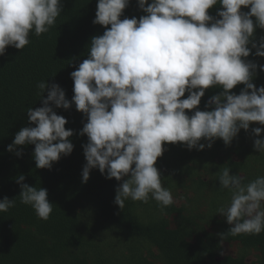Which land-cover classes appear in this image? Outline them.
Here are the masks:
<instances>
[{"label": "clouds", "instance_id": "9594fccd", "mask_svg": "<svg viewBox=\"0 0 264 264\" xmlns=\"http://www.w3.org/2000/svg\"><path fill=\"white\" fill-rule=\"evenodd\" d=\"M129 2L98 0L93 23L106 30L91 39L88 58L70 74L72 100L60 85L39 82L40 97L45 90L47 97L42 107L27 109L35 126L21 128L7 150L19 157L17 146L34 145L36 167L51 169L74 148L69 140L73 130H66L68 121L53 106L67 110L74 103L87 116L80 132L88 137L82 146V183L98 168L107 179L122 181L114 199L121 210L129 198L147 203L150 197L163 209L177 203L155 167L165 143L203 150L201 139L209 148L217 138L229 145L250 123L264 125V86L252 82L258 65L245 59L252 49L264 57V37L259 43L254 39L256 28L264 29V0H137L146 15L121 19ZM217 3L222 5L219 19L208 13ZM62 7L61 0H0V56L9 46L24 49L32 32H49ZM242 7L250 11L242 12ZM259 68L264 71V65ZM238 84L245 87L237 95L230 90ZM213 86L223 89L210 98L214 109L189 116L186 110L197 109L205 90ZM186 91L187 98L181 99ZM262 131L252 129L257 137ZM254 149L264 154V139H255ZM245 179L230 175L228 167L218 176L220 188L231 193L230 203L218 213L233 236L264 231V176L248 183ZM24 180L22 174L16 178L20 203L47 220L53 212L47 190ZM15 206V198L0 200V212Z\"/></svg>", "mask_w": 264, "mask_h": 264}, {"label": "trees", "instance_id": "16d2710c", "mask_svg": "<svg viewBox=\"0 0 264 264\" xmlns=\"http://www.w3.org/2000/svg\"><path fill=\"white\" fill-rule=\"evenodd\" d=\"M61 2V15L49 32L40 36L32 32L30 43L24 49L9 46L5 55L0 56V200L5 196L16 199L15 207L0 212V264H142L145 258L136 239L145 236L146 231L129 228L136 216L139 217L129 207V202L134 201L126 200L122 210L114 203L116 189L122 181L107 179L106 172L102 174L94 168L88 181L82 183V169L86 164L82 146L88 143V137L80 132L87 116L77 111L74 103L67 110L53 106L56 114L68 121L66 130H73L69 140L74 148L71 154L61 155L53 162L51 169L36 167L34 145L17 146V150H22L19 157L7 150L21 128L35 126L28 121L27 109L42 107V99L47 97V90L40 97L37 84L41 81L58 84L71 101L74 81L70 74L88 58L91 39L106 30L105 26L93 23L98 0ZM219 10L222 5L217 3L208 13L219 19ZM241 11L248 12L250 8L242 7ZM143 15L146 13L139 9L137 0H130L121 19H139ZM261 37L264 29L256 28L255 41L259 43ZM255 51L252 49L245 59L258 65L252 82L259 88L264 86V71L259 68L264 65V57L256 56ZM244 87L238 84L230 91L238 95ZM222 91L220 86L206 89L197 109L186 113L191 116L195 110H213L207 100ZM187 96L186 91L181 99ZM256 127L264 129V125L252 122L247 131H239L240 147L235 150L240 154L246 152L248 158L257 155L252 150L255 139H264V131L259 137L253 134L252 129ZM245 140H251L250 148L248 144L243 145ZM243 146L248 150L241 149ZM21 174L25 176L23 183L47 190L48 200L53 204L47 220L39 218L31 206L20 203L21 188L16 178ZM161 229L157 236L162 243ZM166 260L169 264H200L199 259L189 256L170 255ZM231 264L243 262L237 260Z\"/></svg>", "mask_w": 264, "mask_h": 264}, {"label": "flooded vegetation", "instance_id": "af4514ba", "mask_svg": "<svg viewBox=\"0 0 264 264\" xmlns=\"http://www.w3.org/2000/svg\"><path fill=\"white\" fill-rule=\"evenodd\" d=\"M240 141L238 133L229 145L217 138L209 148L208 141L201 139L203 150H189L179 142L163 145L165 150L155 167L161 173L162 186L172 192L177 203L162 209L151 197L147 203L129 202L130 210L139 214L129 228L146 231L145 236L136 239L145 258L142 264H169L166 256L170 255L193 257L200 264H231L237 260L264 264V231L233 236L226 218L218 213L231 201V193L221 189L218 180L223 168H230V175L245 176L244 183L264 176V154L258 157L256 151V156L248 158L246 152L238 153L235 149ZM245 141L243 145L250 148L251 140ZM161 227L162 243L157 236Z\"/></svg>", "mask_w": 264, "mask_h": 264}, {"label": "water", "instance_id": "95a60500", "mask_svg": "<svg viewBox=\"0 0 264 264\" xmlns=\"http://www.w3.org/2000/svg\"><path fill=\"white\" fill-rule=\"evenodd\" d=\"M210 99L207 100V102L209 103Z\"/></svg>", "mask_w": 264, "mask_h": 264}]
</instances>
